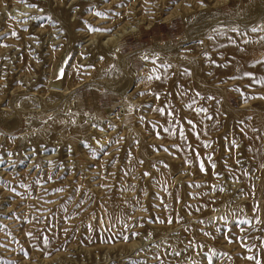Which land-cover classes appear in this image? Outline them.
<instances>
[{
    "label": "rangeland",
    "instance_id": "rangeland-1",
    "mask_svg": "<svg viewBox=\"0 0 264 264\" xmlns=\"http://www.w3.org/2000/svg\"><path fill=\"white\" fill-rule=\"evenodd\" d=\"M257 260L264 0H0V264Z\"/></svg>",
    "mask_w": 264,
    "mask_h": 264
},
{
    "label": "snow or ice",
    "instance_id": "snow-or-ice-1",
    "mask_svg": "<svg viewBox=\"0 0 264 264\" xmlns=\"http://www.w3.org/2000/svg\"><path fill=\"white\" fill-rule=\"evenodd\" d=\"M95 14L97 16H103L104 15L103 13H99V12H97ZM88 31L90 33H92V32H100V33L111 34V32L114 31V29H103V28H91V27H89ZM252 31H256V29H252ZM209 99H211V97H209ZM197 111H203V109H197ZM203 170H204L203 165H201V171H203ZM145 175H147V173H145ZM160 222H163V221H160ZM169 222H171V221H169ZM201 223H203V221H201ZM138 235H139L138 233H132L131 234L132 238H135ZM122 238H123V240H124L125 243L129 242V239H130L129 236L124 235V236H122ZM229 242H231V241H229ZM44 243H45V246H47V240L46 239H45V242ZM215 254L216 253H213V255H215ZM46 255H47V253H46ZM177 255H179V253H177ZM249 259H251V257H249ZM129 264H133V262L132 261H129ZM135 264H139V262H135ZM209 264H211V261H209ZM256 264H260V261L257 260L256 261Z\"/></svg>",
    "mask_w": 264,
    "mask_h": 264
},
{
    "label": "bare ground",
    "instance_id": "bare-ground-1",
    "mask_svg": "<svg viewBox=\"0 0 264 264\" xmlns=\"http://www.w3.org/2000/svg\"><path fill=\"white\" fill-rule=\"evenodd\" d=\"M61 61H62V60H61ZM61 61H60V62H61Z\"/></svg>",
    "mask_w": 264,
    "mask_h": 264
}]
</instances>
